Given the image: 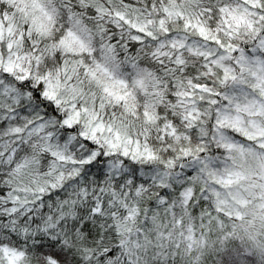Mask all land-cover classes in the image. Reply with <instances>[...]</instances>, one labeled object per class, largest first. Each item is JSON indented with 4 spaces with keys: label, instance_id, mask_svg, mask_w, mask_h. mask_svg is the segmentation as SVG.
I'll list each match as a JSON object with an SVG mask.
<instances>
[{
    "label": "trees",
    "instance_id": "obj_1",
    "mask_svg": "<svg viewBox=\"0 0 264 264\" xmlns=\"http://www.w3.org/2000/svg\"><path fill=\"white\" fill-rule=\"evenodd\" d=\"M234 1L44 0L46 9L40 2L30 0V3L33 2V5H29L31 13L35 17L16 21L12 28L15 54L23 56L25 65L15 76L0 71V90L7 96L0 100V135H5L4 123L7 121L11 123L10 129H16L17 123H25L17 126L22 131L18 130L21 134L17 135L18 139L13 138L11 146L19 144L28 148L17 151L14 159L33 152L30 167L37 172L19 177L13 173V166L10 170L5 156L0 155L1 263H6L3 250L8 247L22 255V264H264V227L254 219L263 213L264 208L255 210L252 203L256 201L255 198L250 199L249 204V201L239 203L245 206L238 209L239 212L250 209L253 216L250 221L238 225L237 217L228 218L222 214L232 211V208L224 211L223 208L211 207L204 200L205 193L202 191L209 173L214 174L213 181L217 187L228 189L234 197L240 196L235 189L237 176L229 175V167H223L227 164L223 148L221 150L224 152L205 154L209 152L211 142L201 135L199 129L195 130L196 118L190 126L192 135L191 132L186 133L187 127L180 129L187 125L184 123V106L178 101L177 86L185 77L189 84H202L195 74L203 69L201 59L209 57L207 52L214 47V41L221 55L234 45L238 44V48L243 50L242 44L246 47L252 44L250 36L243 37L245 34H236L231 29V38L217 37L221 30L226 29V24L220 25L221 19L242 12L236 10ZM237 1L239 4L242 1L250 2ZM254 1L264 2L253 0L252 6H255ZM3 9L0 10V23L5 26L6 11ZM44 9L52 13L53 20L51 17L47 20ZM256 10L259 13H250L253 21L264 17L260 15L263 13H260L261 7L257 6ZM11 12L12 8L8 14ZM38 19L49 22L44 34L42 29L35 27ZM74 38L80 42L78 52L81 56L78 57L61 49V45L72 43L73 40H70ZM199 38L202 47L191 46ZM152 59L158 64L153 63ZM68 61H79L80 68L91 69L100 86V78L107 75L104 73L106 67L124 79L129 72L130 62L151 61L150 67L154 68L146 70L141 76L148 90L155 89L145 95L146 101L152 98L155 105L150 110L145 101L144 113L136 105L132 112L139 116L153 112L151 116L159 126L152 136L149 132L141 134L145 141L144 144L138 143L154 149L157 157H163V154L168 156L167 160L161 162L163 167L171 166L169 163L174 160H181L179 158L185 150L193 155L202 149L204 156L185 161L178 167L179 172L163 170L156 162L139 165L138 158L131 162L116 158L111 161L112 165L101 167L99 160L95 159L98 150L94 146L93 164L88 166L78 181L79 189L73 187L74 177L69 173L71 166L80 173L78 162L60 159L53 148L42 147L41 143L47 138H42L39 135L41 132L24 128L29 117L32 120L39 111L52 110L51 106L58 112L63 107H73L75 111L89 107L83 102H51L56 94L53 78L58 70L64 72ZM156 66H163L162 71H157ZM215 71L210 75L216 81L220 77ZM127 80L130 85L124 84L122 88L134 87L129 82L132 79ZM219 89L218 82L213 83L212 92L221 94ZM40 93L47 94L48 99L41 98ZM15 95L18 96V106H14L12 101ZM29 96L32 103H36V106L30 105L35 114L23 110L28 102L31 103L27 99ZM41 100L45 102L41 103ZM99 104L101 102H95L93 109L89 107L92 113L96 112L93 110H97ZM113 111L119 113L121 110L115 107ZM170 123L173 124L174 133L169 139L164 126ZM227 124H230V119ZM162 128L165 137L159 133ZM55 134L59 135L58 127L50 134V139L61 140L63 132L59 136ZM2 141L3 137H0ZM98 141L97 147L105 146L102 137ZM85 144L90 145L88 142ZM170 147L174 151H170ZM110 153L121 152L116 153L113 149ZM77 154H83L81 147ZM244 158L247 160L250 157ZM197 161L200 164H196ZM113 162L118 164L117 168ZM240 165L244 170L253 167L247 161ZM11 172L13 178L9 177ZM199 172H204L206 181L193 180L188 185L191 191L188 190L185 193L187 197L183 198L180 192L182 188L177 187L181 179L179 175L188 179ZM227 178L230 179L228 183ZM23 187L28 190L17 189ZM21 193H27L25 199L20 200ZM219 195V204L230 207L222 194ZM202 196L204 199H201ZM177 198L179 202L183 199L186 207L184 211L180 209V215L173 206ZM258 205L263 207L264 204ZM168 209L174 211L175 219L171 218ZM176 224L189 227L190 234L176 229ZM258 231V236L254 237ZM179 232L183 234L179 235ZM128 247L131 248L130 252H127Z\"/></svg>",
    "mask_w": 264,
    "mask_h": 264
},
{
    "label": "rangeland",
    "instance_id": "obj_2",
    "mask_svg": "<svg viewBox=\"0 0 264 264\" xmlns=\"http://www.w3.org/2000/svg\"><path fill=\"white\" fill-rule=\"evenodd\" d=\"M35 1L40 2L41 5L45 7L44 0ZM252 3L253 0H250L248 3L242 1L239 4V1L235 0L233 4L236 5V10L242 12L229 14L226 18L221 19L220 25L226 24L224 25L226 29L224 28L225 30H221L220 34L217 36L218 38L223 37L229 39L233 35L230 33L231 29L234 30L236 34H245L243 37H246L247 35L250 36L252 44L247 47L245 44H242L243 50L238 48V44L234 45L233 48H227V52L222 54L224 57L222 63L218 54V52L220 53L219 48L215 45L216 41H214V48L207 52L217 68L222 69L224 72L227 70H230L231 72L228 71L226 76L228 77V80L224 87H222V90L220 91L221 94L212 92L213 90H210L205 83L193 85V83L189 84V81H186L178 86V101H180L181 97H184V101L186 102L185 98L189 100L193 93L197 96L198 99L196 101H198L201 106L198 110L193 109L192 111L190 109L192 107L188 108L187 105H183L185 109L184 123L187 126L180 127V129L187 127L186 133L191 132L190 126L192 125L194 118H199L201 112L205 111L204 114L208 118H206L204 124L199 127L201 128V135L204 136L207 141L209 138L210 142H214L212 143L209 152H206L205 154H218L223 151L221 150L223 148L225 151H223L225 161L234 167V170L228 174H234L237 176L235 180L237 184L235 189L240 193V196L234 197L229 193L228 189L219 186L217 187V190L231 206H223L218 202L213 203L212 206L214 208H223V210L232 208V211L224 210L227 212L220 213L228 218H231V216L237 217L236 223H238V225L250 221L253 216V212H251L250 209L239 212L238 209L245 207L238 205L239 203H245L246 201L248 202L250 199L255 198L256 201L254 200V202H252L255 210L264 208V33L262 34L264 20L260 17L253 21L254 17L250 15L251 12L259 13V10H256L257 6L261 7L260 13L263 11L260 15H264V3L254 1L255 6H252ZM30 4L33 5V2L30 3V0H0V10L4 8L3 10L6 11L4 20L6 25L4 26L0 23V71L3 74L6 73L9 76H15V74H18L25 65V59L23 56L15 54L14 48L16 47V43L14 45L15 38L13 37L14 32H12V28L15 27L16 21H25V19L28 20L35 17V15L31 13ZM11 8L12 12L8 14V11ZM46 9H44L46 11H44V13L47 16V20L50 17L53 20V16H51L52 13ZM48 25V21H44V19L39 21L38 19L35 27L42 29V34H44L48 30ZM72 40V43H65L64 45L60 44L61 49L74 56H81L78 52L80 42L75 38L70 41ZM171 43L179 45L175 42ZM193 45L202 47L203 43L199 38L191 44V46ZM86 51L88 53L87 49H85V52ZM185 52L188 53L189 51L185 48ZM80 65L81 62L79 61H68L64 72L58 70V74L53 78V86L56 89L54 92L56 93L55 97L53 96V98H55L54 102L56 104L65 101H70L72 104L83 102L91 109H93L95 102H101V104L98 105L97 110H93L96 112L92 113L89 107H84L79 111H75L73 107H63L62 110L58 112L54 106H51L50 108L52 110L44 109L41 112L35 110L39 111V113H36L31 110V107L28 108L27 106L28 109H26L32 111L30 112L31 114L36 113L37 116L32 120L29 117L24 128L28 131L41 132L39 135L42 138H47L45 139L46 141L41 143L42 147L46 146L53 148V151L60 156V159L67 158L70 162H78L80 173L76 170L77 168L73 166H71L69 173L73 174L74 178L72 179V185L76 188H78L77 184L82 174H85L88 166L93 164L92 160L95 156L93 150L94 146H96L98 150L95 159L99 160L98 164H100L101 167L106 164L112 165L111 161L116 158H120L126 162H131L138 158L139 165L142 163L143 166L149 164V162H156L163 170H167L169 166L163 167L161 166V162L167 160L168 156L163 154V157H157L154 149H149L139 144H144L145 141V139L140 137L141 134L144 135V133L149 132L152 136L153 132L159 126L158 122L151 116L153 115V112H151V115L148 114L144 116H139L132 112L133 106L136 105V108L138 107V110L144 113L146 110L144 107V102L146 101L145 95L155 91V89L148 90V86L146 85V82L143 81L141 75L132 78L133 80L135 79L133 82L134 87L131 86L124 89L122 88L124 84L130 85L128 80H124L118 77V75L111 73L107 70L108 68L106 66V71L104 73H107V75H105L104 78H100L102 81L100 86L94 72L88 68H80ZM214 65L212 66L215 68ZM98 66L103 65L99 64ZM135 69V62H130L128 70ZM80 70L83 72H79ZM208 74L210 73L208 72ZM63 80H69L71 82H62ZM129 82L132 83L131 81ZM47 85L52 87L50 84ZM102 92L103 94H101ZM225 93V104L221 107L220 102L222 99L220 96ZM28 94H26V96H28ZM46 95L40 93L41 98L48 99V95ZM4 97V91L0 90V100ZM15 97L18 100V96L15 95ZM27 99L30 100V105L36 106V103H32V98H30V96L27 97ZM42 102L45 101L41 100V103ZM154 105V100L148 98L146 101V107L151 110ZM188 106H190V100ZM194 106L196 107V105ZM115 107L121 111L119 113H114L113 110ZM38 109H40V107H38ZM44 111H47V113H43ZM206 113H208V115H206ZM255 117L263 118L256 119ZM198 118L195 120H198ZM229 119L230 124L228 125L227 122ZM9 124H11L9 121L4 123V127L6 128L3 133H5V135H0V137H3V141L0 142V155L5 156L7 159L6 163L9 164L10 170L13 166V173L15 172L19 177L30 176L37 172L30 167V157L33 152L27 156L21 155L20 159L16 160L14 159V154L17 151L20 152L21 149L28 148V146L24 145L21 147L19 144L11 146L13 138L16 137V139H18L19 137L17 135H20L21 133H19V131H22L21 129L19 130L17 126L24 125L25 123H17L15 125L16 129H10L11 125ZM56 127L59 129V135H61V131L63 132V135H61L63 139L61 138V140L50 139V134H53V130H55ZM164 129L167 137L170 139L171 134L174 133L173 124L170 123L167 124V126L165 125ZM159 133L165 137L163 128L159 130ZM136 134L137 137L135 136ZM231 134L234 135V138L231 137ZM240 134H242L241 139L239 138ZM101 137L104 140L105 146L103 145L102 147L99 145L100 147H97L98 140ZM68 140L71 141L70 144ZM230 141L234 143L235 154H238L237 158H232L229 155L228 150L230 146H228L227 142L229 143ZM85 142L90 143V145L85 144ZM218 143H220L221 146ZM79 147L82 148V155L77 154ZM113 149L116 153H121H110V150ZM170 151H174V149L170 147ZM181 155L182 156L179 158H182L181 160L172 161L171 158L168 159L169 161H172L169 163V165L171 164V167L175 164L173 166L174 169L171 170V172L177 171V165H182L185 161L189 162L187 160L190 158H201L204 156V153L201 149L192 155L189 152L186 153L185 150ZM226 155H228V157H226ZM245 156H249L250 158H247L246 160L244 158ZM246 161L253 166L250 170L241 169L240 164ZM113 163V166L115 165L117 168L118 164L116 162ZM196 164H199V161H197ZM13 173H10V178H13ZM60 176L62 175L60 174ZM187 180L185 181V187L180 190L183 198L187 197L185 193L188 192V190L191 191V188L188 185H190L193 180H198L200 182L206 181V177L204 172H199ZM226 182H230V179L227 178ZM17 189L28 190L25 187ZM26 195L27 193H21L20 200L25 199ZM179 198H177L173 204L177 203ZM249 203L250 201L247 204ZM258 204H262L263 207ZM176 206L183 211L186 210L183 199L178 202ZM250 206L251 205H249V207ZM167 212H171V218L175 219V214L172 209H168ZM262 212L263 213L254 217V219L259 226L264 227V209ZM175 228L182 231L184 234H190L189 227L176 224ZM182 232H179V235H182ZM259 232L260 231L253 236L257 237ZM261 238L263 239V236ZM15 250L16 249H10L8 247L4 248L3 253L6 259L5 264H22V255ZM130 250L131 248L128 247L127 252H130ZM47 255L49 256V253ZM1 262L0 264H4Z\"/></svg>",
    "mask_w": 264,
    "mask_h": 264
},
{
    "label": "bare ground",
    "instance_id": "obj_3",
    "mask_svg": "<svg viewBox=\"0 0 264 264\" xmlns=\"http://www.w3.org/2000/svg\"><path fill=\"white\" fill-rule=\"evenodd\" d=\"M264 3V2H263ZM262 18V20H264V17H261ZM262 33H264V28H263V30H262ZM214 48V47H213ZM213 48H211V49H213ZM217 52H218V50H217ZM218 54H219V57L221 58V63L224 61V57L218 52ZM153 60V59H152ZM151 60V61H152ZM201 60H203L202 62V65L204 66L203 67V69L200 71V72H198V73H196L195 74V76H196V78H197V80L198 81H200L201 83H205V85H208V87L210 88V90H213V83H217L218 82V84L220 85V91L222 90V87H224V85L226 84V82H227V80H228V77H226L227 76V74H228V71L230 72V70H227L226 72H224V71H222V70H220L219 68H217L215 65H214V63L212 62V60L210 59V57H207L206 59H201ZM151 61H149L148 63H140V62H137V63H135V66H136V69L135 70H129V72L125 75V77H124V80H127V79H132V78H136V77H138V76H140V75H142L144 72H146V70H148V69H153L154 68V66L153 67H150L151 65ZM153 63H156V64H158L157 62H155V60H153L152 61ZM212 65H214L215 66V68L212 66ZM157 68V71L158 70H160V71H162V68H163V66H156ZM155 69V70H156ZM216 70V71H215ZM211 74L212 72H214L215 71V73H217V75L220 77V78H218V80H212V77H211V75L210 74H208V72ZM231 73V72H230ZM187 77H185L184 78V80H183V82L182 83H180V84H183L184 82H186L187 81ZM135 80V79H134ZM134 80L132 79L131 80V84L133 85V82H134ZM180 84L178 85V86H180ZM165 85V84H164ZM134 86V85H133ZM177 86V87H178ZM176 87V88H177ZM221 97V99H222V101L220 102V106L221 107H223L224 106V104H225V98H226V93L225 94H223V95H221L220 96ZM198 98H197V96L195 95V94H193L192 93V96H190V98H189V100H190V106H188V103H189V100H187L186 98H185V100H186V102L184 101V97H181L180 98V102L183 104V105H187V107L188 108H190V107H192V108H190L192 111H193V109H199L201 106H200V104H199V102L198 101H196ZM12 101H13V103H14V106H18L19 105V103H18V100L16 99V97H13V99H12ZM192 101V102H191ZM51 102H53L54 104H56L55 102H54V100H51ZM194 105H196V107L194 106ZM27 106H28V108H30V104H29V102H28V104L23 108V110L25 111V110H27L28 108H27ZM248 106V105H247ZM249 107V106H248ZM27 108V109H26ZM221 110V109H220ZM204 112L205 111H203V112H201V114H200V116H199V118H198V120H197V123H196V127H195V130L196 131H198V129L201 131V128H199L202 124H204V120H206V118H208V117H206L205 116V114H204ZM206 115H208V113H206ZM256 116V115H255ZM196 118V119H197ZM261 118H263V117H259V118H257V119H261ZM264 125V124H263ZM202 131H204V130H202ZM241 136H242V134H240L239 135V138L241 139ZM231 137H233L234 138V135L233 134H231ZM233 140V139H232ZM231 140V141H232ZM227 142V144H228V146H230L229 147V155L232 157V158H237L238 157V154H235L236 153V151H235V148H234V143L233 142ZM212 143H214L213 141L210 143V147L212 146ZM226 157H228V155H226ZM225 157V158H226ZM225 160V159H224ZM187 161H194L192 158H190L189 160H187ZM196 163V162H195ZM194 163V164H195ZM200 164V163H199ZM212 164H214V163H212ZM168 166V165H167ZM180 166V164L179 165H177L176 167H179ZM223 167H225V168H227V167H229L227 170H228V172L229 173H231V171L232 170H234V167H233V165H231V164H229V163H227V164H224V166ZM211 168H214L213 166H211ZM169 169H174L173 168V166L171 167V166H169L168 167V169L167 170H169ZM189 170H187V171H185L184 173H186V172H188ZM176 172H179V168H177V171ZM209 179L205 182V184L203 185V188H202V191H203V193H205V195H204V197H205V199L203 198V196H202V198L201 199H204V200H207L208 202H209V205L211 206V207H213L212 206V204L213 203H219L220 202V197H221V195H219V191L217 190V184L213 181V179L215 178V176H214V174L213 173H209ZM179 177H181V179L177 182V187H180V188H183V187H185V181H186V177L185 176H180L179 175ZM205 177H206V175H205ZM202 193V192H201ZM221 194V193H220ZM176 200H174V202H175ZM178 202H179V200H178ZM177 202V203H178ZM177 203H175V204H173V206H174V208L176 207L177 209H175V211L180 215V209L181 208H178L177 206H176V204ZM214 208V207H213Z\"/></svg>",
    "mask_w": 264,
    "mask_h": 264
}]
</instances>
